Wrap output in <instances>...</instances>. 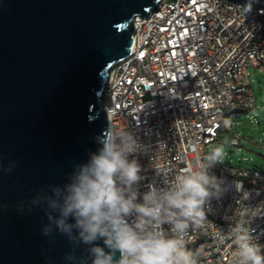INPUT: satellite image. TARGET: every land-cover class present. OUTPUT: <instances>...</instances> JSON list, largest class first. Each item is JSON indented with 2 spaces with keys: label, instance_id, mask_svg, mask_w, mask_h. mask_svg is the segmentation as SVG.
<instances>
[{
  "label": "built area",
  "instance_id": "1",
  "mask_svg": "<svg viewBox=\"0 0 264 264\" xmlns=\"http://www.w3.org/2000/svg\"><path fill=\"white\" fill-rule=\"evenodd\" d=\"M227 1L161 0L157 10L134 19L131 53L111 68L104 108L108 125L128 128L143 146L135 154L140 193L164 187L170 173L206 155L232 118L255 105L247 68L264 67V6L244 11ZM209 171L228 190L209 201L206 233L190 228L187 249L203 250L199 264H233L229 232L247 213L264 254V170L220 162Z\"/></svg>",
  "mask_w": 264,
  "mask_h": 264
},
{
  "label": "water",
  "instance_id": "2",
  "mask_svg": "<svg viewBox=\"0 0 264 264\" xmlns=\"http://www.w3.org/2000/svg\"><path fill=\"white\" fill-rule=\"evenodd\" d=\"M160 2L0 0V264H67L69 242L49 245L30 202L95 150L111 68L131 53L134 19Z\"/></svg>",
  "mask_w": 264,
  "mask_h": 264
},
{
  "label": "clouds",
  "instance_id": "3",
  "mask_svg": "<svg viewBox=\"0 0 264 264\" xmlns=\"http://www.w3.org/2000/svg\"><path fill=\"white\" fill-rule=\"evenodd\" d=\"M251 7L249 0L244 11ZM92 140L95 150L72 163L65 181L39 188L30 202V213L38 208L47 218L41 231L50 238L49 245L56 235L66 238L67 264H199L203 250L187 249L189 230L206 233L209 201L228 190L223 178L209 171L222 162L223 147L215 146L193 164L170 173L164 187L150 185L140 193L142 166L135 154L143 146L136 134L108 125ZM13 167L15 161L3 171ZM247 215L229 232L236 245L233 264H264Z\"/></svg>",
  "mask_w": 264,
  "mask_h": 264
},
{
  "label": "rangeland",
  "instance_id": "4",
  "mask_svg": "<svg viewBox=\"0 0 264 264\" xmlns=\"http://www.w3.org/2000/svg\"><path fill=\"white\" fill-rule=\"evenodd\" d=\"M247 71L254 107L233 117L231 128L220 131L216 141L207 148L222 146L224 154L221 163L233 168L264 170V67L250 66ZM233 136L239 139L238 145L229 144Z\"/></svg>",
  "mask_w": 264,
  "mask_h": 264
}]
</instances>
